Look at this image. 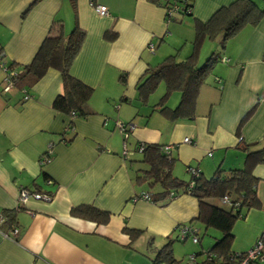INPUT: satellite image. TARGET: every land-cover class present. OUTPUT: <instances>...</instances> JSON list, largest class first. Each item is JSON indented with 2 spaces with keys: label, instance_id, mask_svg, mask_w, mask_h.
<instances>
[{
  "label": "crops",
  "instance_id": "0c3cea01",
  "mask_svg": "<svg viewBox=\"0 0 264 264\" xmlns=\"http://www.w3.org/2000/svg\"><path fill=\"white\" fill-rule=\"evenodd\" d=\"M33 1L0 0L4 58L28 64L53 24L59 23L68 33L77 23L85 36L69 72L91 86L93 93L86 104L90 114L69 118L51 105L61 90L58 69L49 68L29 86L31 96L24 101L14 88L1 90L0 69V213L5 215L0 223V264H153L157 249L170 239L175 257L178 224L191 223L202 234L194 219L197 200L187 193L158 203L135 199L136 194L158 187L150 189L137 179V170L145 167L137 143L170 146L171 171L184 180L190 177L187 166L198 168L205 177L218 167H242L243 147L256 149L264 143V17L226 41L221 56L228 60L217 62L200 86L194 116L168 120L152 110L164 93V83L144 103L136 100L137 84L146 68L166 56V47L189 41L185 56L190 52L194 33L188 34V23L193 18L207 20L234 0H193L190 15L178 11L168 15L169 0H93L107 7V16L97 14L91 0H76L75 9L68 0H39L25 12ZM107 30L116 36L105 38ZM150 43L153 50L148 49ZM174 93L166 100L168 106L179 100ZM118 122L132 124L127 156ZM186 136L192 143L183 141ZM49 144L50 160L40 164ZM252 175L258 202L242 211L232 227L235 252L249 249L264 230V163L257 164ZM20 188L49 198L30 196L20 204ZM209 201L221 205L219 198ZM79 204L107 211V221L72 215L70 209ZM13 226L17 235L5 237L2 232L12 236ZM124 227L140 233L132 238ZM212 234L214 241L221 235ZM200 239L199 249H207Z\"/></svg>",
  "mask_w": 264,
  "mask_h": 264
},
{
  "label": "trees",
  "instance_id": "16d2710c",
  "mask_svg": "<svg viewBox=\"0 0 264 264\" xmlns=\"http://www.w3.org/2000/svg\"><path fill=\"white\" fill-rule=\"evenodd\" d=\"M37 1L39 0H34L25 12ZM68 1L75 9L76 0ZM150 1L157 3L160 0ZM173 5L176 6L175 9L180 14L190 15L192 13L193 0H169V3L167 2L165 5L166 11ZM262 17H264V4H259L255 0H234L228 5L219 7L207 20L193 18L194 35L191 40L190 52L182 59H177L176 54H169L159 63L146 68L143 79L136 87V100L141 103L146 102L147 97L162 81L165 86L164 93L152 105V110L159 112L168 120L192 118L195 114L196 98L200 86L212 72L218 60H228L227 57L221 56L220 53L213 50L202 62H199V53L204 41L220 36L219 42L223 50L226 41L234 36L240 28L247 24L257 25ZM84 36L85 31L77 23L68 33H64L63 27L59 23L53 24L52 29L44 37L28 64L9 62V68H14L16 72L13 88L21 93L22 91L28 92V87L37 82L49 68H56L60 72L61 90L54 97L52 108L68 115L69 118H73L70 115L71 112L75 113L76 117H85L90 114L86 104L93 93V88L69 72L70 65L80 49ZM115 36L116 33L112 30H107L104 33V37L109 40ZM0 52L4 56L1 47ZM124 75L120 76L122 80ZM174 91H178L180 97L177 104L171 107L166 104V100ZM121 99L127 100L125 97ZM251 111L242 117L239 126L249 117ZM72 121L73 119H70L68 123L70 128ZM65 139L68 138L65 137ZM240 141H242V136L238 135V142ZM255 144L257 143L250 144V146ZM137 146L142 147L141 151H138L140 152L139 161L145 165L144 168L137 170V179L139 182L146 183L150 189L156 184L158 186L154 191L148 192L152 202L168 201L171 192L177 195L188 193L194 196L198 205V213L194 219L205 228H214L221 234L208 250L221 257L222 262L227 264L235 262L231 256V253L234 252L231 250L233 239L231 230L235 221L242 217V211L255 207L258 202L252 170L257 164L264 163V143L256 149H249L248 145L243 147L246 153L240 168L218 167L210 177L203 176L199 171L198 175L193 176L194 183L191 187H188V181L192 178L190 174L189 179L184 180L172 173L173 158L167 157L162 145L139 142ZM223 195L229 196L232 205H215L209 201V199L220 198ZM70 213L98 222L107 221L109 215L107 211L90 204L73 206ZM123 230L128 232L132 238L140 233V230L127 227H124ZM171 244L172 240L170 239L157 249L153 264H158L160 261L169 264H183L180 259L173 256ZM195 254L200 255V251ZM204 261L203 258H200L196 263L204 264Z\"/></svg>",
  "mask_w": 264,
  "mask_h": 264
},
{
  "label": "built area",
  "instance_id": "2783aa9c",
  "mask_svg": "<svg viewBox=\"0 0 264 264\" xmlns=\"http://www.w3.org/2000/svg\"><path fill=\"white\" fill-rule=\"evenodd\" d=\"M90 6L94 9V11L102 16H107L108 15V9L104 4L94 2L93 0L90 1ZM176 6H171L170 9H167L168 15H170L172 12L176 11ZM148 49L153 50V45L152 43L148 44ZM225 59H222L224 61ZM9 62L6 61L4 56H2V52H0V69L3 72V80H2V85H1V90L4 92L9 91L11 88L14 86V78L16 75L15 69L14 68H9ZM30 94L26 91H22V100H27L30 98ZM71 117H76L75 113L71 112L70 113ZM69 127V126H68ZM117 127L119 128L120 133L123 135V140H122V147H123V154L124 156H127L130 153V150L127 147L126 139L129 134V132L132 129V124L130 123H123V122H118ZM184 142L187 143H192V140L189 137H184L183 138ZM170 146H163L162 149L163 151L167 154V157H170V152H169ZM142 147L137 146V151H141ZM208 154H211L209 152ZM52 155V145L49 144L45 150V152L41 155L39 159L40 164H45L47 161L50 160V157ZM187 171L188 173L192 176L190 180L188 181V187H191L194 183L193 176L195 177L196 175L199 174V169L192 167V166H187ZM188 194V193H187ZM177 194L172 193L169 195L170 198H173ZM34 197V198H43V199H48L49 197L45 194H40V192L34 191V190H29L27 188H20L18 192V201L20 204H23L26 202L28 197ZM135 199H143L146 201H152L151 197L148 192H140L136 194L134 197ZM220 203L224 204L226 206L232 205L229 196L228 195H223L222 197L219 198ZM3 220V214L0 213V223ZM177 229V239H180L181 241H185L186 239L190 238L192 243H198L200 239V230L194 226L191 223H182L178 224L176 226ZM12 231V236H9L8 233L2 232V234L5 237H12L14 238L15 235L18 233V228L16 226H13L11 228ZM200 256V257H199ZM231 256L235 260V262L230 263V264H262L264 263V230H262L259 235L256 237L254 243L252 246L241 252H233L231 253ZM200 258H203L205 261L204 264H227L225 262L221 261V257L217 256L215 253L211 252L207 249H201L200 250V255H196L195 253L187 254L185 256V260H181L183 264H197V260ZM158 264H169L165 261H160Z\"/></svg>",
  "mask_w": 264,
  "mask_h": 264
},
{
  "label": "rangeland",
  "instance_id": "374dc122",
  "mask_svg": "<svg viewBox=\"0 0 264 264\" xmlns=\"http://www.w3.org/2000/svg\"><path fill=\"white\" fill-rule=\"evenodd\" d=\"M191 33V35L194 33L193 30V25L192 23H188V34ZM189 37V36H188ZM220 36H217L214 39L211 40H205L201 47V51L199 53V62H202L208 55L209 53H211V51H213L212 49H214L215 52L222 54V49H221V44L219 42V38ZM173 45V47H166L167 49L165 50L164 55L167 56V54L169 55V53L171 54H176V58L177 59H182L183 57H185V51L190 46V42L188 41V44L183 43V41H177L176 44H171ZM168 46V45H167ZM217 62H220V60H218ZM160 86H163V82L161 83ZM158 91V87L156 88V90L154 91L157 92ZM174 94H178V91H175ZM136 153V152H135ZM199 224V223H198ZM199 226H201L202 229V234H200V242L203 243L204 247L209 248L211 246V244L214 241V236L212 234V232H217L219 233L218 230L214 229V228H205L202 224H199ZM174 244L176 245V250L174 252L175 257H177V259L180 260H185V256L191 253H195V252H199V242L197 243V245L193 244L191 239L188 238L185 241H181L180 239L175 240ZM197 247V248H196ZM198 249V250H197ZM191 250V251H190ZM194 251V252H192Z\"/></svg>",
  "mask_w": 264,
  "mask_h": 264
},
{
  "label": "clouds",
  "instance_id": "9594fccd",
  "mask_svg": "<svg viewBox=\"0 0 264 264\" xmlns=\"http://www.w3.org/2000/svg\"><path fill=\"white\" fill-rule=\"evenodd\" d=\"M163 147V146H162ZM170 157H171V154H170ZM152 202V201H151ZM222 205H224V204H222ZM224 206H226V205H224Z\"/></svg>",
  "mask_w": 264,
  "mask_h": 264
}]
</instances>
